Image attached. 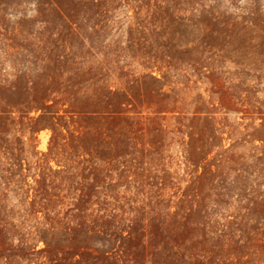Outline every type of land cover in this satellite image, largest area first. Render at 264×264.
Segmentation results:
<instances>
[{"label":"rangeland","instance_id":"374dc122","mask_svg":"<svg viewBox=\"0 0 264 264\" xmlns=\"http://www.w3.org/2000/svg\"><path fill=\"white\" fill-rule=\"evenodd\" d=\"M0 264H264V0H0Z\"/></svg>","mask_w":264,"mask_h":264}]
</instances>
